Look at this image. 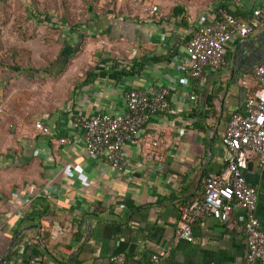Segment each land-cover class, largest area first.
Returning <instances> with one entry per match:
<instances>
[{"label": "crops", "instance_id": "obj_1", "mask_svg": "<svg viewBox=\"0 0 264 264\" xmlns=\"http://www.w3.org/2000/svg\"><path fill=\"white\" fill-rule=\"evenodd\" d=\"M149 1L158 7L154 15L106 0V8L90 10L74 32L60 21L64 29L51 41L53 55L46 45L36 55L26 45L34 65L54 75L64 64L55 61L62 48L79 50L61 74L10 80L22 86L9 93L5 115L0 111L1 264H113L118 253L126 255L124 264H152L161 251L167 255L157 264H244L239 209L227 223L201 218L191 242L177 240L175 232L178 206L223 168L225 127L256 89L254 71L264 63V4ZM256 8L263 9L259 27L232 38L219 68H206L196 79L175 69L197 26L225 13L248 20ZM160 86L169 87L174 112L152 116L135 141L124 142L127 170L85 153L77 116L122 114L127 90ZM37 121L51 133L38 130ZM158 138L164 143L152 146ZM243 172L256 187L255 214L264 231V165L253 158Z\"/></svg>", "mask_w": 264, "mask_h": 264}, {"label": "built area", "instance_id": "obj_2", "mask_svg": "<svg viewBox=\"0 0 264 264\" xmlns=\"http://www.w3.org/2000/svg\"><path fill=\"white\" fill-rule=\"evenodd\" d=\"M123 1L142 13L154 15L158 12V7L149 0ZM261 1L264 4V0ZM262 12V8L254 9L253 16L248 20L225 13L219 19L200 24L186 43L185 53L176 57L175 69L189 79H196L206 68H219L224 61L226 45L234 36L244 38L254 33L260 25ZM254 78L255 91L246 96L243 110L235 112L225 127L223 168L209 173L202 189L178 206L175 232L177 240L191 242L193 227L201 218L209 216L227 223L239 209L243 212L247 241L244 264H264V231L255 214L257 190L247 182L243 172L250 159L254 158L260 166L264 165V63L255 69ZM169 94L167 86H160L151 92L130 89L124 94V113L112 115L98 112L77 116L76 122L83 130L85 153L101 157L119 171L127 170L128 161L122 150L124 142L135 141L152 116L174 112ZM35 127L45 134L51 133L40 121L35 122ZM163 143L164 139L158 138L151 145L156 147ZM166 255L167 251L152 255V264H157ZM110 260L113 264H124L126 255L118 253ZM31 263L35 264V261Z\"/></svg>", "mask_w": 264, "mask_h": 264}, {"label": "rangeland", "instance_id": "obj_3", "mask_svg": "<svg viewBox=\"0 0 264 264\" xmlns=\"http://www.w3.org/2000/svg\"><path fill=\"white\" fill-rule=\"evenodd\" d=\"M106 8V0H0V63H14L20 66H35L26 45H32L38 51L44 48L50 55L55 53V45L51 44L54 37L58 36L60 20H65L70 25L86 23L90 10ZM29 10L53 16L56 26L50 24H37L28 15ZM44 40V42H43ZM84 54V53H82ZM87 55V54H85ZM36 67V66H35ZM7 69L0 67V111L6 112L7 97L12 90L21 89L22 80L15 84L10 81L4 84ZM19 76V75H18ZM24 78V75L21 74ZM5 115V114H4Z\"/></svg>", "mask_w": 264, "mask_h": 264}, {"label": "trees", "instance_id": "obj_4", "mask_svg": "<svg viewBox=\"0 0 264 264\" xmlns=\"http://www.w3.org/2000/svg\"><path fill=\"white\" fill-rule=\"evenodd\" d=\"M1 1L4 2L5 0H1ZM28 14H29L28 16L30 18H33L37 24H49V23L53 22V16L47 12L40 13V12L35 11V13H34L32 10L31 11L29 10ZM60 21L63 24H67L68 26H70L71 31H73V32L76 31L75 28L77 27L76 26L77 24H74V25L68 24V22L65 20V17H62ZM78 50L62 48V50L58 53L55 61L61 60L64 62V64H63L62 68L59 69V72L56 73L55 75L52 72L47 71V69H45L43 67H39V68L33 67V66L23 67V66H20L19 64H17L16 62L11 63V64L10 63H0V67L7 69V75L5 77L4 84H8L9 81L14 76H18L20 74H27L30 78H41L40 75L39 76L37 75V72L47 73V75H45V77H47L48 75L56 76L58 74H61L64 71L65 66L69 63L70 59L73 58L77 54ZM53 64H51V65H53ZM101 70H103V69H101Z\"/></svg>", "mask_w": 264, "mask_h": 264}, {"label": "water", "instance_id": "obj_5", "mask_svg": "<svg viewBox=\"0 0 264 264\" xmlns=\"http://www.w3.org/2000/svg\"><path fill=\"white\" fill-rule=\"evenodd\" d=\"M22 231L17 232V234H15V236L12 238V240L10 241L7 251L6 253H9L10 250L12 249V247L14 246L15 242L17 241V239L19 238V236L21 235ZM6 255H3L0 258V264L5 260Z\"/></svg>", "mask_w": 264, "mask_h": 264}]
</instances>
